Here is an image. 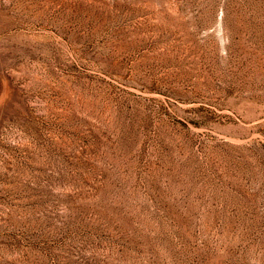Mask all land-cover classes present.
Segmentation results:
<instances>
[{
	"label": "rangeland",
	"instance_id": "374dc122",
	"mask_svg": "<svg viewBox=\"0 0 264 264\" xmlns=\"http://www.w3.org/2000/svg\"><path fill=\"white\" fill-rule=\"evenodd\" d=\"M0 264H264V0H0Z\"/></svg>",
	"mask_w": 264,
	"mask_h": 264
}]
</instances>
